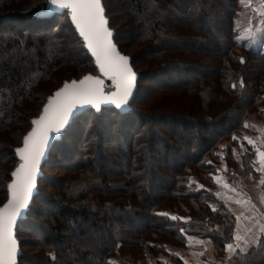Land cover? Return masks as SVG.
I'll return each instance as SVG.
<instances>
[{
    "label": "trees",
    "instance_id": "trees-1",
    "mask_svg": "<svg viewBox=\"0 0 264 264\" xmlns=\"http://www.w3.org/2000/svg\"><path fill=\"white\" fill-rule=\"evenodd\" d=\"M122 1L113 12L108 0L101 4L139 74L130 110L87 109L53 145L17 228L18 239L20 225L27 228L39 252L34 260L22 254L19 264H109L117 249L138 258L148 243L159 254L164 242L184 245L190 229L222 253L238 232L211 173L223 163L228 172L239 168L233 137L264 108V51L241 43L235 29L242 0ZM49 5L0 0V206L16 149L47 99L66 81L99 75L69 14L44 17ZM79 124L85 129L64 144ZM254 152L241 154V167L260 179ZM229 264H264V237Z\"/></svg>",
    "mask_w": 264,
    "mask_h": 264
},
{
    "label": "snow or ice",
    "instance_id": "snow-or-ice-1",
    "mask_svg": "<svg viewBox=\"0 0 264 264\" xmlns=\"http://www.w3.org/2000/svg\"><path fill=\"white\" fill-rule=\"evenodd\" d=\"M49 3L54 8L70 9L75 28L95 58L100 73L113 82L114 91L106 92L104 80L100 76L91 74L83 76L80 80L66 81L53 96L47 99L40 115L32 119L31 130L24 135L22 146L16 149L20 163L11 173V182L7 184V202L0 206V264H16L17 240L14 225L17 218L29 206L50 134L53 131L59 133L64 129L78 107L89 105L98 112L102 110V105L106 104H112L117 109L127 107L136 80L129 57L121 54L113 43V33L107 26L108 21L101 0H49ZM253 35L252 30L245 29L238 38L245 39ZM240 60L244 62L243 57ZM245 139H248L249 144L253 143L248 137ZM257 153L261 164L264 165V151L257 150ZM172 219L178 218L173 216ZM180 231L183 232L184 229L181 228ZM188 239L191 241L192 238ZM235 239L244 240L245 248L240 250L245 251L249 241L240 235H236ZM197 242L204 243V241ZM236 247L239 248L240 245L237 244ZM226 248L235 251L232 244H227ZM109 264L113 262L110 261Z\"/></svg>",
    "mask_w": 264,
    "mask_h": 264
},
{
    "label": "rangeland",
    "instance_id": "rangeland-1",
    "mask_svg": "<svg viewBox=\"0 0 264 264\" xmlns=\"http://www.w3.org/2000/svg\"><path fill=\"white\" fill-rule=\"evenodd\" d=\"M108 2L110 4L112 12L117 10V8L121 7L123 4L122 0H108ZM242 4H243L242 9H240V11L237 12V15L235 17V29H236L237 33L239 34V37L244 33L245 29L252 30L254 35L252 37L245 38V39H239V40L241 43H244V44L248 45L249 47L254 48L255 50H259L261 48H264L263 47V45H264V20L261 19L264 16L263 15L264 14V2H262V0H242ZM256 13L260 16V18H258V19L256 18L257 17ZM110 17L112 19L113 24H116V26L118 27V30H120L122 23L118 19V15H116V13H114V14H111ZM127 35H129V34H127ZM134 37H135V34L134 35L131 34L130 37L128 38V41H129V39L131 40ZM88 74L97 76L98 72L93 71V72L88 73ZM88 74H86V75H88ZM262 112H264V108H262L261 111L256 112L254 114H255V116H257L256 114L262 113ZM254 114H252L250 116V118L252 117V122L257 123V122L261 121V120H257V118L254 116ZM85 127L86 126L84 124H82V125L79 124L76 127H71L69 129V132H68V137H67L68 139H65L64 144H66V143L72 144L74 139L77 138V136L80 134V132L82 130L85 129ZM247 127L249 128L250 126L247 125ZM261 127H262V124H260V129H261ZM247 129L243 133L236 135L237 143L234 146L233 156H235L236 159L240 160V161H242L241 154L246 150V144L250 145L255 150L259 149V147L257 145H264V132H259L260 129H257L256 127L249 128L248 132H247ZM253 130L256 131V133H252ZM258 132H259V135H261L263 133L261 136V140L257 139V137L259 136V135L256 136L258 134ZM245 137H248L249 139H251L253 141V143L249 144L248 139H245ZM260 141H261V144L259 143ZM241 150H243V151H241ZM260 151H261V149H260ZM57 155L58 154L55 155V158L57 157ZM60 157H61V155L58 156L57 158H60ZM54 167L55 166H52V163L47 165V169L49 170V171L47 170V173L49 176H54L56 174L57 171L54 169ZM51 168H52V170H50ZM235 173H236V170L233 171V169H232V171L228 172V169H227L225 163H223V164H221V168L218 169L217 173L216 174L211 173V175L214 176L213 182L216 185H218L217 189H216V197L223 202V204L226 206V208L228 207L233 212H235L234 214L236 216H238L237 211L233 210L232 208L238 207L237 208L238 211H240V210L245 211V210L249 209L251 207L250 202L248 200L243 199V198L245 197L246 194H247V196L251 195V197H253L252 198L253 202H257L256 196L258 194L254 196L253 192H246V191L242 190L239 185H236L235 189H233V187H231V185H232L231 182L235 181ZM261 181H263V176H262ZM225 185H227V187H225ZM204 187L205 186L202 185L199 189H203ZM246 189L249 190L248 186L246 187ZM234 190H235V193L232 194V192H234ZM171 215H172V217L176 216L178 218V216L176 214H171ZM186 218H188V217H186ZM186 220H189V218ZM199 225L200 224H197V223H190V227H197ZM259 225L261 226V224H259ZM20 227L21 228H19V232H21L20 234L24 236L21 238L19 237V239H18V240H21V242H22V246L20 247V250H21L22 254L25 256L26 260H30V258H32L34 260V258L36 257V255L39 252L38 249H36L34 246H32L33 242H36V240H32L30 237H26V236H28L29 233L25 231L27 228L24 225H20ZM187 231H188V233H186L187 242L184 245L181 243L178 244L177 242H173V243L171 242V244L169 242H164L166 248L164 249L163 253H159V254L167 255L169 253L168 251H171V250H172L171 253H175V254H178L177 252L181 253V251L175 249V247L182 248V247L186 246L187 244L189 245L190 244V240L188 239L189 237L193 238V236H195V238H198L200 240L201 239L205 240V237L202 234L192 233L193 229H190ZM236 235L242 236L244 234L242 233V230L240 231V229L238 228V232L234 235L233 241L231 242V244L237 246V244H242V243L240 242L241 240L235 239ZM249 241H250L249 243H251L250 246L256 245V244L261 242V241H258V238L251 239ZM253 241H255V242H253ZM250 246L246 247V250ZM151 248H152V245L150 243H148L146 248H144L145 250L143 251V254H141V255L149 256V254L156 253L155 251L154 252L151 251ZM215 249H216V247H215ZM52 251L53 250L47 249L46 253H50ZM190 253L196 254V252L194 250H191ZM223 253H225V250L222 252V254ZM155 255H157V254H155ZM117 256H120L122 258V261L126 264H128L127 260H129L130 264L134 263L137 260V258L132 257V255L129 254V252H127V251L125 252V249H121V248L117 249V251L111 256L110 261L114 263V258L118 259ZM26 264H28V263H26Z\"/></svg>",
    "mask_w": 264,
    "mask_h": 264
},
{
    "label": "crops",
    "instance_id": "crops-1",
    "mask_svg": "<svg viewBox=\"0 0 264 264\" xmlns=\"http://www.w3.org/2000/svg\"><path fill=\"white\" fill-rule=\"evenodd\" d=\"M263 4V3H262ZM254 11V10H253ZM255 13V12H254ZM257 19L260 18V16L256 13ZM264 15V14H263ZM264 20V16L261 18ZM264 47V45H263ZM264 51V48H261ZM257 116H254L257 118V120H261L257 123L252 122V117L248 119L247 125L250 126L249 128L256 127L257 129H260V124H262V127L259 132H264V112L256 114ZM258 125V126H257ZM246 128H248L246 126ZM248 128V129H249ZM247 129V132H248ZM250 132V131H249ZM259 132L256 136L259 135ZM252 133H256V131H252ZM263 134V133H262ZM261 135L257 137V139L261 140ZM254 136V135H253ZM261 144V141L259 142ZM259 149H254L250 145L246 144V149L248 152H251L252 150H255L253 155V167L256 170L257 173L260 174L261 178L256 179L254 177H251L250 175H247L245 170L241 167L242 163L240 160H238V164L240 165L239 168L236 169V178L235 181H232L231 187L235 189L236 185H239L242 190L246 192H253L254 196L257 198V202H253L251 195L247 194L243 199L248 200L251 204V207L245 211H238V207H233L232 209L237 211L238 216H236V226L237 228L242 230V235L244 239L251 240L258 238V241H262V238L264 237V183H262L261 179L263 176L264 181V165L261 164L260 158L258 156L257 150L264 151V145H257ZM243 151V150H241ZM235 185V186H234ZM248 186L249 190L246 189ZM235 193L232 192V194ZM261 224V226L259 225ZM244 229V230H243ZM197 241H204L203 244L198 243ZM242 244H239L240 247L237 248L236 245H233V248L235 251L229 250L225 248V253L217 252L215 249L213 243L210 240H200L198 238H193L190 241V244L178 248L175 247V249L181 251L177 252L178 254L171 253V251H168L169 253L167 255L164 254H149L147 255H141L137 258V260L132 264H229V260L232 258V256L236 252H242L240 249L245 248L244 240L240 241ZM250 242V241H249ZM231 244V243H230ZM251 243H249L246 247L250 246ZM193 248V249H192ZM194 250L196 254H191L190 251ZM177 257H176V256ZM118 259L114 258L113 264H126L122 261V258L120 256H117ZM128 264H130L129 260H127Z\"/></svg>",
    "mask_w": 264,
    "mask_h": 264
},
{
    "label": "water",
    "instance_id": "water-1",
    "mask_svg": "<svg viewBox=\"0 0 264 264\" xmlns=\"http://www.w3.org/2000/svg\"><path fill=\"white\" fill-rule=\"evenodd\" d=\"M101 5H102V4H101ZM102 7H103V6H102ZM65 12H67V13L69 14L70 19H71L70 9H59V8H54L52 5H49L47 11L44 13V17L53 16V15H55V14H62V13H65ZM104 15H105L106 20L108 21L107 26H108V28H109V29L112 31V33H113V36H112L113 43H115V45L117 46V49L121 52V54L125 55V54L120 50L119 46H118V45L116 44V42H115V38H114V37H115V33H114V31H113V30L110 28V26H109V20H108V18L106 17V11H105V9H104ZM71 21H72V20H71ZM72 24H73V26H74V28H75V24H74L73 22H72ZM75 29H76V28H75ZM76 31H77V33H78V35H79V32H78L77 29H76ZM79 37H80V35H79ZM80 38H81V40H82V42H83V44H84V48H85V50H87L89 56L94 60V66H95V68H97L98 71H99V67H98V65L95 64V58L92 56L90 50L87 49L86 44H85V42L83 41V38H82V37H80ZM126 56H127V55H126ZM128 57H129V56H128ZM129 63H130V66L132 67V60H131L130 57H129ZM132 69H133V71H134L135 74H136V80H135V84H134V88H133V94H132V96L129 98V103H128L127 107H125V108H120V109H119V110H121V111H123V112H127V111L130 110V106H129L130 101L132 100V98L134 97V95H135V93H136V91H137V83H138V81H139V74L136 73V71L134 70L133 67H132ZM93 76H94V75H93ZM97 76H100V78L104 80V88H105V91H106V92L114 91V84H113V82H112L108 77H105L102 73H100V71H99V75H97ZM81 78H82V77H81ZM81 78H80V79H81ZM80 79H73V80H80ZM71 81H72V80H71ZM71 81H67V82H71ZM62 86H63V85H62ZM62 86H61V87H62ZM61 87H60V88H61ZM55 92H56V91H55ZM55 92H54L51 96H53V95L55 94ZM46 103H47V102H46ZM106 107H115V106L112 105V104L102 105V109H103V108H106ZM115 108H116V107H115ZM87 109H95V108L92 107V106H89V105H85V106H83V107H78L76 110H74L73 115H72V117H71L70 120H69V123L65 126L64 129H62L59 133L53 131V132L50 134V139H49V141H48V146L46 147V150H45V155H44V157L41 159V163H40V166H39V172H38L37 179H36V187H35V189L33 190V195H32V197H31V199H30L29 206H28V208L22 213V215L19 216V217L17 218V222H16V224L14 225V234H15V238H16V240H17L16 264H19V259H20L21 255H22V252H21V250H20V242H19V240H18V232H17V228H18L20 222L23 221V220H25V219L27 218V215H28L29 209H30V207H31V205H32L33 199H34L35 195L38 193V182H39L40 178L43 176L42 168H43L45 162L49 159L50 152H51V149H52L53 145H54L56 142H58V141H60V140L62 139V136H63L64 132L68 129V126L71 124V122H72V121H73L78 115H80L83 111H85V110H87ZM95 110H96V109H95ZM31 128H32V127H31ZM30 130H31V129H30ZM30 130H29V131H30ZM17 157H18V163H17L16 167H17L18 164L20 163L19 156L17 155ZM16 167H15V168H16ZM14 170H15V169H14ZM6 202H7V201H6ZM6 202H5V203H6ZM1 206H2V205H1Z\"/></svg>",
    "mask_w": 264,
    "mask_h": 264
}]
</instances>
